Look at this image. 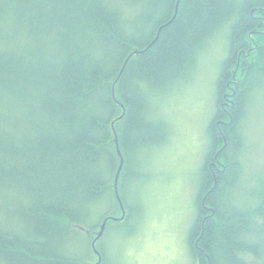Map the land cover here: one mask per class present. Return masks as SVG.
I'll list each match as a JSON object with an SVG mask.
<instances>
[{"label": "trees", "instance_id": "obj_1", "mask_svg": "<svg viewBox=\"0 0 264 264\" xmlns=\"http://www.w3.org/2000/svg\"><path fill=\"white\" fill-rule=\"evenodd\" d=\"M222 29L189 247L194 264H264V177L230 196L247 181L242 117L264 97V0H0V264H91L96 229L121 216L115 137L125 215L109 221L141 215L129 184L168 141L157 94Z\"/></svg>", "mask_w": 264, "mask_h": 264}, {"label": "rangeland", "instance_id": "obj_2", "mask_svg": "<svg viewBox=\"0 0 264 264\" xmlns=\"http://www.w3.org/2000/svg\"><path fill=\"white\" fill-rule=\"evenodd\" d=\"M224 31L217 30L199 51L192 67L176 83L157 94V115L168 128V141L155 159L148 154L147 165L152 164L151 169H146V178L129 184V192L134 191L133 198H128L129 203L132 201L131 206H135L139 202L141 215L134 213L127 223H113L109 220L119 216H110L107 231L96 243L108 253V264L195 263L188 232L196 218L197 190L208 143L207 128L215 109L216 80L227 53L225 43L216 44L217 39L225 37ZM174 88L175 93L166 96ZM253 95L254 104L241 121L247 181L243 187L238 185L242 189L239 192L230 191L233 200L237 196L238 200L240 196L247 200L252 198V191L258 186L256 180L264 177V97L254 99ZM100 222L99 219L98 226ZM98 231L96 229L94 235ZM90 262L96 263L97 256H92Z\"/></svg>", "mask_w": 264, "mask_h": 264}, {"label": "water", "instance_id": "obj_3", "mask_svg": "<svg viewBox=\"0 0 264 264\" xmlns=\"http://www.w3.org/2000/svg\"><path fill=\"white\" fill-rule=\"evenodd\" d=\"M112 127H113V124H112ZM115 146H116L117 153L120 156V164H119L116 176L114 178L113 190H114L115 198H116V200H117V202L119 204V207L121 209V216L120 217H116V218H112V219L117 220V219L123 218L124 215H125V208H124V205H123V202H122V199L120 197L119 190H118V179H119V175H120V172H121V169H122V166H123V160L124 159L122 158V155H121V152H120V148H119V143H118L117 137H115ZM110 218L111 217L109 216V217H106V218L103 219V221L101 222V224L99 226V231L96 233L95 238L92 240V249H93L94 253L97 254V262L95 264H99V262L101 260L100 252L96 249L95 243L101 237V235L103 234L104 229L106 227V223H107V221Z\"/></svg>", "mask_w": 264, "mask_h": 264}, {"label": "bare ground", "instance_id": "obj_4", "mask_svg": "<svg viewBox=\"0 0 264 264\" xmlns=\"http://www.w3.org/2000/svg\"><path fill=\"white\" fill-rule=\"evenodd\" d=\"M121 152V151H120ZM119 155V154H118ZM121 155H122V153H121ZM120 157V156H119ZM122 158H123V155H122ZM124 159V158H123ZM119 167V166H118ZM117 170H118V168H117ZM117 170H116V173H117ZM116 173H115V176H116Z\"/></svg>", "mask_w": 264, "mask_h": 264}]
</instances>
